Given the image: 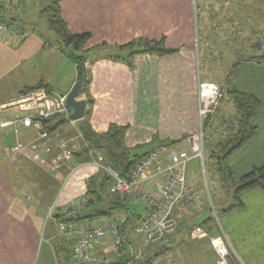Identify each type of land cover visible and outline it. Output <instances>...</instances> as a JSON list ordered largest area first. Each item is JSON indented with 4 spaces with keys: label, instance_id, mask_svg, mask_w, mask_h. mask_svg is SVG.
I'll return each mask as SVG.
<instances>
[{
    "label": "crops",
    "instance_id": "crops-1",
    "mask_svg": "<svg viewBox=\"0 0 264 264\" xmlns=\"http://www.w3.org/2000/svg\"><path fill=\"white\" fill-rule=\"evenodd\" d=\"M14 1L19 4V11L5 13L3 17L16 21L20 33L0 36L1 124L17 112L8 102L23 89L43 83L52 92L63 94L77 83L75 66L49 45L50 36H43L44 32H51L47 24H39L41 12L47 6L43 8L39 0ZM48 1V6L58 1L60 16L71 34L90 35L84 47L88 95L92 100L87 125L96 135L106 134L111 125L124 128L126 149L131 153L139 147L147 149L137 152L139 155H146L167 142H178L173 149L182 150L181 143L187 144L185 138L198 129L197 82L198 79L208 81L198 73L194 52L197 49L195 38L203 30L202 21H228L233 33L237 29L235 21L251 20L253 10L252 0H244L241 6L237 4L241 0ZM213 5L219 6V10L213 11ZM160 39H164L167 49L176 51L164 56L134 54L132 68L124 60L110 58L128 56L130 49L119 50V47ZM232 67L233 72L226 82L228 87L252 94L260 101V108L252 119L256 128L254 136L226 161L233 180L238 181L264 164V61L256 63L244 59ZM82 97L78 100L85 101ZM220 109L216 114L218 121L209 123L208 130L214 126L221 130L225 128L221 118L235 117L222 114ZM62 120L57 119L53 124ZM81 121L76 124L80 131ZM75 123L64 124L52 134L49 154L37 155L26 150L20 156L7 154L6 158L0 153V264H58L54 245L57 238H61L59 242L65 240L59 234L61 220H71L67 227L73 232H83L92 221L103 224L108 214H123L133 221L121 230V248H115L108 237L94 249L96 260L102 264L118 263L120 257L124 262L130 258L135 262L149 258L154 264H216L211 239L221 233L231 249L233 264H264L263 190L242 192L239 196L242 205L223 213L220 227L215 221H206L212 213L200 196L185 209L173 234L143 246L134 228L147 217V205L130 201L119 203L109 192L111 183L106 182L104 188L101 187L103 172L98 169V162L93 161L94 151L76 153V163L66 177H59L55 171L56 152L66 143L64 135ZM2 128L8 129L14 142L11 129ZM36 139L31 130H20L19 141L28 143ZM82 140L85 145L84 138ZM156 140L159 143H154ZM81 155L89 156L90 160L79 162ZM34 166L47 169L43 170L45 177L38 170L33 172ZM23 167L25 172L19 174ZM186 176L193 181L187 173ZM30 198L32 201L27 202ZM79 202H85L81 211L65 215ZM51 206L54 213L49 215ZM45 215L50 223L42 239Z\"/></svg>",
    "mask_w": 264,
    "mask_h": 264
},
{
    "label": "built area",
    "instance_id": "built-area-1",
    "mask_svg": "<svg viewBox=\"0 0 264 264\" xmlns=\"http://www.w3.org/2000/svg\"><path fill=\"white\" fill-rule=\"evenodd\" d=\"M19 11V4L14 0H0V14ZM19 33L17 22L0 18V36ZM197 42V38H195ZM66 95H54L44 88L34 89L18 95L11 106L17 112L2 127L11 129L14 142L8 148L12 156H20L26 150L37 155L51 153L52 134L48 129L53 121L65 119L71 113L65 104ZM224 97L221 86L214 82L198 79L197 82V123L198 129L194 135L186 138L187 150L171 149L162 146L151 150L145 156L134 160L125 174L107 169L111 177L109 192L121 201L139 202L147 205L148 215L134 228V233L143 246H148L174 233L177 223L185 209L200 199L201 193L187 179L186 173L190 161L196 159L204 166V140L209 127V119L214 114ZM69 123H74L70 122ZM31 130L37 137L28 143L18 140L21 129ZM56 152L54 168L63 160L71 159L73 149L66 148L62 143ZM105 170V169H104ZM158 182H154V180ZM85 202H79L70 207L65 215L75 214L83 209ZM54 213V207L48 214ZM212 216L214 213L211 207ZM127 216L109 214L103 224L92 221L83 232H73L66 223L60 222L59 234L72 243L74 262L71 264H92L96 261L94 249L101 242L110 238L115 248H121L120 229L127 224ZM213 248L217 257L216 264H233L232 252L221 233L213 238ZM127 264H133L132 261ZM154 264V263H151Z\"/></svg>",
    "mask_w": 264,
    "mask_h": 264
},
{
    "label": "rangeland",
    "instance_id": "rangeland-1",
    "mask_svg": "<svg viewBox=\"0 0 264 264\" xmlns=\"http://www.w3.org/2000/svg\"><path fill=\"white\" fill-rule=\"evenodd\" d=\"M48 2H49L48 0H39L38 3L43 4L42 7L44 8L49 5ZM243 3H244V0L237 1L238 6ZM252 7H253L252 14H251L252 19L248 20V18L247 19L242 18V19L236 20L235 27H237V29H235L233 33H232V30H230L229 28L228 21H223L222 19L221 20L211 19L209 21L207 20L202 21L201 28L203 30L201 31V34L199 33L198 36H196L197 49H194V52L196 54V57H197L196 59L198 62V73L206 80L212 81L218 84L219 86H221L224 91V98L221 100L219 106L215 110L212 117L209 119L208 123H214L215 121H218L217 119L219 117L216 114L218 113L221 106L222 107L220 109V112L222 114L235 115L234 118L231 117V120H226L225 118L220 119L221 123L223 122V125L225 126V128L218 130L220 127L218 128L214 126L215 129L211 127L212 129L207 131V134L204 140V143H205L204 145V166L202 167L199 164L198 160L194 159L189 162L188 168H187L188 176L193 178V181H191V184L196 188V190H200L201 196H203V199L206 202L209 211L211 207H213L215 214H213L212 217L217 227H220L219 226L220 220L222 218V214L225 213L224 211L230 205L234 204L233 197H232V189L229 187L230 182L222 179L221 174L217 171V168H218L217 160L222 158L224 156V153L228 150V147L219 148L218 145L226 144L229 137L232 134H235V131H236L235 128H236V123H237L236 121L238 119L236 107L233 103V99L231 95L229 94L230 91L235 90V89L228 87V84L226 82L228 78L230 77V74L233 72L232 66L236 62H238L239 60H244V59L250 60L252 62H256L257 59H261V57L264 56V0H252ZM214 8L215 9H212L213 11L219 10V6L217 5H215ZM39 24L41 26L42 25L44 26L45 24H47V18L45 14L43 13V11L41 12V19L39 21ZM238 28L240 30H238ZM238 32H239V35L237 34ZM19 33L17 32L16 34H19ZM43 36H45V38H48L50 36L51 43L49 42V45L51 47H54V49L59 51L66 58L68 54L71 53V49L64 48L63 45H61V42L58 36H56L53 32H44ZM116 53L118 52L116 51ZM127 53L128 51H126V54ZM74 54L80 55L79 53H74ZM39 84H42L44 86V89L47 92L54 94V95H67L69 93L68 91L67 93H63V94H56L52 92V90L47 85H44L43 83H39ZM196 94H197V91H196ZM79 95H78V98L81 97ZM12 100H10L8 104H11ZM1 122L2 120L0 121V125H1ZM77 123L78 122L73 124L74 126L71 127L69 131L65 133L64 135V138L66 139L65 141L66 148L73 149L74 152L72 154L71 159L63 160L58 164L57 167H55L57 168L55 171L58 172L59 177L64 176V175L66 177L69 174L71 169L74 167V164L76 163L74 160L75 159L74 155L76 153H80L81 151L84 152L85 150V145H82V141H83L82 132L78 128H76ZM196 132L197 130L189 134L188 136L194 135ZM12 142L13 141L9 134L8 129L2 128L0 126V153L6 158H8L7 154L11 156L8 153V148ZM154 143H159V141L156 140ZM164 144L165 145L163 146L173 149L176 145H178V142L176 143L167 142ZM186 145L187 144H185L184 142L181 143L180 149L187 150L188 147ZM146 150H147L146 148L144 149V148L139 147L135 149V151L132 154L137 155L141 152L142 153L145 152ZM2 152H4L5 155ZM93 155L95 156L93 158L94 159L93 161L98 162L97 163L98 169L100 168V165L104 166L105 164H107L106 155H104L103 152L94 151ZM81 156H82L81 159L78 158L79 162L90 160L89 156H85V155H81ZM16 160L19 161V157L16 158ZM72 160H74L73 163H72ZM68 161L69 163H67ZM225 163L227 165V162ZM34 167L35 169L33 170V172H36V170H38L40 173H42V176L45 177L44 174H46L45 171H47V169L43 167H39V166H38V169L36 166ZM24 169L25 168L23 167V170L20 171L19 174L24 173L25 172ZM103 169H105L104 171H106L109 168L104 167ZM52 187L53 186H50V188ZM29 196L31 197L30 194ZM30 199L31 200H28L27 202L29 201L31 202L32 198ZM124 203H130V202L125 200ZM136 204L141 205L142 203L136 202ZM48 223H50V220L47 218V215H45L43 218V226L41 229L42 239L45 237V232L48 229L47 228ZM217 227H216L217 233H220ZM57 239H58L57 242H59L61 238L60 239L57 238ZM212 241H213V238L211 239V244L213 247ZM102 263H103L102 261L97 259L92 264H102Z\"/></svg>",
    "mask_w": 264,
    "mask_h": 264
},
{
    "label": "trees",
    "instance_id": "trees-1",
    "mask_svg": "<svg viewBox=\"0 0 264 264\" xmlns=\"http://www.w3.org/2000/svg\"><path fill=\"white\" fill-rule=\"evenodd\" d=\"M43 13L47 18V26L48 29L53 32L56 36H58L61 45L64 48H70L71 53L68 54L67 59L75 66L77 72V83L81 86L79 96H83L88 105V109L85 112L84 118L81 121V132L85 141V150L84 152L89 151H101L104 155H106V163L104 166L100 165V172H103L101 178V187L104 188V184L106 182L111 183V177L108 175L106 171H104V167H108L117 173L120 176H123L128 168V166L136 159L141 158L145 155L135 154L133 155L128 149H126L123 145V134L124 128L116 127L111 125L108 129V132L104 135H96L94 134L90 127L87 125V118L90 115V108L92 106V100L88 95V85L89 81L87 78V72L85 69V64L87 62V57L85 56L86 52L84 51V47L87 42L90 40L89 34H71L65 22L62 20L60 16V8L58 1L53 2L50 6H47ZM0 18H4L3 14H0ZM137 47L136 50L134 48ZM130 49V53L128 56L123 59L119 56L110 57L112 60H124L127 65L132 68V57L134 54L138 53H146V54H154L158 56H164L168 54L174 53L176 50H170L165 47L164 39H160L158 41H143L138 43H130L129 45L119 47V50L122 49ZM79 53L80 55L74 54ZM264 61V56L261 59H257V63ZM44 88L42 84H38L37 87L26 88L21 91L20 94H24L26 92L32 91L34 89ZM233 99V103L236 107L237 111V123H236V131L235 134H232L227 143L222 145L219 144L218 147H228V150L224 153V156L217 161V171L221 174L222 179L229 181V187L232 189V197L234 200V204L230 205L224 212L229 211L234 207H240L242 204L239 200V196L242 192L252 189H261L264 191V164L260 167L253 168L247 174L243 175L238 181H234L232 178V173L226 165V159L235 151L239 150L248 140H250L256 131L255 126L252 124V119L256 113V111L260 108L259 99L252 95L246 94L242 92H238L236 90H232L229 92ZM55 122V120L53 121ZM69 124V121L63 119L59 123H54L51 128L48 129L50 134H54L58 127ZM176 143V142H174ZM95 193V192H94ZM122 202L118 199V202ZM92 201H90L91 203ZM119 202V203H120ZM106 214V213H105ZM104 215V214H103ZM109 215V214H108ZM69 222L71 220H68ZM133 220L128 217L127 224L124 225L120 229V235L122 234L123 229L127 227L129 222ZM206 221H213V217H209ZM68 224L67 220H61ZM72 243L66 240H63L59 244L54 245V251L56 253V257L58 259V264H71L74 262V256L72 252ZM121 260L115 264H127L132 261L133 264H151L152 260L147 258L142 261L135 262L134 258H130L129 260L124 262V258L120 257Z\"/></svg>",
    "mask_w": 264,
    "mask_h": 264
},
{
    "label": "water",
    "instance_id": "water-1",
    "mask_svg": "<svg viewBox=\"0 0 264 264\" xmlns=\"http://www.w3.org/2000/svg\"><path fill=\"white\" fill-rule=\"evenodd\" d=\"M80 88L81 86L78 83H75L69 93L65 96V104L71 111L68 117L70 122L80 121L85 115L86 102L78 100Z\"/></svg>",
    "mask_w": 264,
    "mask_h": 264
}]
</instances>
